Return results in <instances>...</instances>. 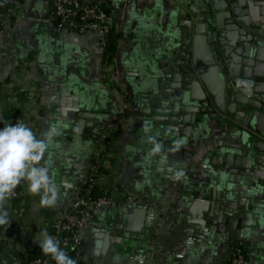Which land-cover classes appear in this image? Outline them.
Returning <instances> with one entry per match:
<instances>
[{"label": "crops", "instance_id": "0c3cea01", "mask_svg": "<svg viewBox=\"0 0 264 264\" xmlns=\"http://www.w3.org/2000/svg\"><path fill=\"white\" fill-rule=\"evenodd\" d=\"M85 1L112 17L110 64L94 35L47 21L48 0L0 27V127L34 125L57 192L45 206L22 180L0 200V264L41 251L102 135L103 182L136 206L93 218L84 264H227L236 248L264 264V0Z\"/></svg>", "mask_w": 264, "mask_h": 264}, {"label": "built area", "instance_id": "2783aa9c", "mask_svg": "<svg viewBox=\"0 0 264 264\" xmlns=\"http://www.w3.org/2000/svg\"><path fill=\"white\" fill-rule=\"evenodd\" d=\"M11 10L14 19L19 16L22 7L21 0H4ZM50 12L47 21L58 22L59 27L68 33L78 35L92 34L99 44L104 47L108 36L113 29L111 15L99 4L89 3L85 0H48ZM9 18L0 11V25L9 22ZM24 123L23 119H16L12 124ZM27 126L34 131V125L28 122ZM106 137L102 135L96 150L92 153V161L87 169L84 181L76 186L75 196L68 209L62 217L52 224L49 235L58 240L60 247L65 252H70L75 264L83 259L85 233L90 227L93 218L104 208H115L124 203L136 201V196L127 194L118 188L108 187L103 182L102 169L104 165L102 158L105 155ZM97 187L99 195L92 196L91 190ZM19 190H14L13 195L7 198L10 203L18 202ZM17 210L22 209L16 206ZM1 210V209H0ZM26 255H20V262L24 261ZM244 256L237 249L233 250L230 264H244ZM29 264H51L48 257H35ZM84 264V259L82 260Z\"/></svg>", "mask_w": 264, "mask_h": 264}, {"label": "clouds", "instance_id": "9594fccd", "mask_svg": "<svg viewBox=\"0 0 264 264\" xmlns=\"http://www.w3.org/2000/svg\"><path fill=\"white\" fill-rule=\"evenodd\" d=\"M45 140L37 139L32 129L24 123L0 127V200L13 195L22 180L28 182V191L42 197L45 206L57 199L55 186L50 182L49 168L39 162L47 150ZM9 224L8 213L0 210V225ZM38 243L41 251L50 256L55 264H75L60 247L58 240L44 233Z\"/></svg>", "mask_w": 264, "mask_h": 264}, {"label": "trees", "instance_id": "16d2710c", "mask_svg": "<svg viewBox=\"0 0 264 264\" xmlns=\"http://www.w3.org/2000/svg\"><path fill=\"white\" fill-rule=\"evenodd\" d=\"M24 0H21L23 3ZM4 0H0V11L4 14V16L8 17L9 20H13L14 17L11 15V10L8 8L7 4H4ZM2 25H0L1 27ZM116 38L117 34L115 33L114 29H112L111 33L108 36V40L106 41V45L102 48V62L104 64H110L112 61V58L114 57V54L116 52ZM100 191L97 187H94L91 190V195L96 196L99 195ZM2 225H0V231H1ZM239 251V248H236ZM240 252V251H239ZM70 257H72L70 252H66ZM241 253V252H240ZM35 257H48L51 260V264H55V261L48 255H45L40 250H35L32 253L26 254V257L24 261H22L20 264H29V262L34 259ZM82 260L80 259L78 264H82ZM227 264H230L227 262Z\"/></svg>", "mask_w": 264, "mask_h": 264}, {"label": "water", "instance_id": "95a60500", "mask_svg": "<svg viewBox=\"0 0 264 264\" xmlns=\"http://www.w3.org/2000/svg\"><path fill=\"white\" fill-rule=\"evenodd\" d=\"M188 47H189V44H186ZM188 58V56L186 57V59ZM193 65V68L195 69V72L194 74L192 75V77L195 79V78H198L201 83L203 84V87L205 89V91L209 92V88L206 86V83H205V80H204V77H203V74H204V69H199L196 65H195V62L192 64ZM192 67V66H191ZM215 107H217V109H219L221 111V109L218 107L217 104H215ZM254 107H257V106H254ZM262 113H264V106L262 107H257ZM134 207L136 206L134 203H131Z\"/></svg>", "mask_w": 264, "mask_h": 264}]
</instances>
